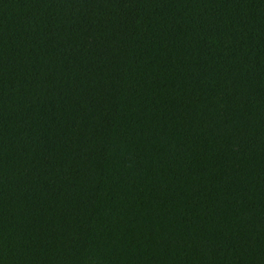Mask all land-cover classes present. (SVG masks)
<instances>
[{
    "label": "trees",
    "instance_id": "16d2710c",
    "mask_svg": "<svg viewBox=\"0 0 264 264\" xmlns=\"http://www.w3.org/2000/svg\"><path fill=\"white\" fill-rule=\"evenodd\" d=\"M0 264H264V0H0Z\"/></svg>",
    "mask_w": 264,
    "mask_h": 264
}]
</instances>
